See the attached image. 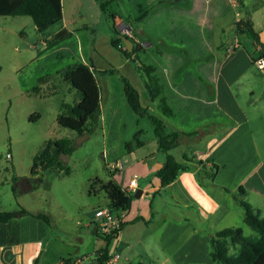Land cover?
<instances>
[{
	"label": "crops",
	"instance_id": "crops-1",
	"mask_svg": "<svg viewBox=\"0 0 264 264\" xmlns=\"http://www.w3.org/2000/svg\"><path fill=\"white\" fill-rule=\"evenodd\" d=\"M125 4L129 7L123 16L111 6L107 9L117 16L120 33L130 30L142 45L134 57L158 91L154 101L133 64L110 45L109 35L97 41L95 32H80L85 29L83 24L68 27L63 6L61 25L41 39L44 47L58 33L66 32L68 37L45 51L39 50L35 59L47 60L54 55L68 63L88 64L91 58L96 70L116 68L129 79L150 114L184 133L180 144L171 151H175L177 160L183 153H192L207 166L211 162L219 166L216 187L200 186L195 171L182 172L162 187L155 173L163 165L164 156L157 150L153 125L148 118L137 117L129 107L118 75L96 74L100 91L96 120L102 121L103 148L112 160L107 164L108 171L122 187L134 178L135 190H141L124 211L123 226L110 242L109 253L119 254L116 264H140L142 259H151L153 264H211L209 236L205 233L223 228L220 224L236 209L222 187L235 190L241 185L247 196L249 182L264 197V162L258 153L255 158L251 124L264 96V71L253 62L259 46L249 35L236 32L230 0H125ZM148 9L150 13L142 22L131 24L130 15ZM239 12L241 18L251 21L264 45V0H243ZM92 37L96 39L94 50ZM143 120L148 124L142 125ZM138 130L147 139L124 153L123 137L132 138ZM191 132L195 134H187ZM32 217L24 215L0 222V264H61L62 258L71 256H64L56 235H45L49 225L39 222V226H32L31 221L37 219ZM89 225L96 257L106 242L94 235V222ZM80 262L77 259L75 264ZM256 263L264 264V252Z\"/></svg>",
	"mask_w": 264,
	"mask_h": 264
},
{
	"label": "rangeland",
	"instance_id": "rangeland-1",
	"mask_svg": "<svg viewBox=\"0 0 264 264\" xmlns=\"http://www.w3.org/2000/svg\"><path fill=\"white\" fill-rule=\"evenodd\" d=\"M100 1L62 0L64 20L68 27H80L83 24L85 29L80 32L89 34L92 30L96 33L97 41L105 34L110 37L113 25L117 28V16L103 13ZM109 5L122 16L129 7H126L125 0H115ZM58 26L51 27L48 32ZM41 37L45 38L46 34L40 35L30 16H0V211L23 208L33 214L45 215L48 222L37 218L31 221L32 226H39V222L48 224L45 235H53V238L57 236L64 256L70 253V257L81 261L79 264H88L95 258L91 243L93 236L90 233L92 227L89 224L95 223L94 213L98 207L108 206L104 192L89 193V183L93 178L107 180V164L112 160L106 156L103 148L101 120H96L88 131L81 134L58 124L57 115L68 113L64 104L73 105L80 96L56 74L58 70L53 72V69H61L76 62L68 63L67 59L54 55L47 60H36V52L46 50ZM40 77L46 78L38 82ZM37 84L38 91H28ZM257 105L256 117L251 122L255 158L258 153L259 159L264 162V96ZM34 114L39 117L30 120L29 117ZM140 123L148 124V121ZM123 139L135 142L127 135ZM137 139L144 140L147 137L141 134ZM49 141L52 149L55 148L54 143H58L69 150L57 154L54 164L45 168L39 166L37 174L31 175L34 157ZM116 173L114 171V175ZM24 179L29 181L32 188L21 192L20 185ZM14 182L17 185L15 192L12 190ZM253 185L247 182L249 192L244 199L262 214L264 197L258 189L255 191ZM235 207L237 210L220 227H241L245 235L253 234V230L243 221V209L238 205ZM158 252L161 254L162 250L158 249ZM150 260L142 259L140 264H153Z\"/></svg>",
	"mask_w": 264,
	"mask_h": 264
},
{
	"label": "trees",
	"instance_id": "trees-1",
	"mask_svg": "<svg viewBox=\"0 0 264 264\" xmlns=\"http://www.w3.org/2000/svg\"><path fill=\"white\" fill-rule=\"evenodd\" d=\"M99 1V0H98ZM109 0L100 1V9L103 13H108L107 9ZM241 4V2H240ZM150 13V10H145L138 15H130L128 19L132 25L142 22ZM30 16L32 21L40 33L44 35L53 26L61 25L62 22V4L61 0H0V16ZM235 30L237 33L249 35L251 39L259 47L257 49V57H264V45L260 41L257 32L253 29L249 19L242 18L235 22ZM91 33L92 30H91ZM110 36V45L124 54L126 59L133 64L140 78L143 81L144 87L151 99L154 101L158 91L153 88L141 66L137 63L134 55L143 47L136 42L133 36H128L120 33L118 28L113 25V31ZM129 38L133 47L127 50L123 44L121 37ZM68 37V33H58L56 37L47 40L44 49L50 48L59 41ZM96 39H91V50L95 49ZM256 58H253V62ZM64 81H66L73 89L79 93V100L71 105L64 104L68 113H60L57 115V122L63 127H67L81 134L83 131H88L96 121V117L100 110V91L96 79V74L108 76L116 74L122 81L123 93L126 101L132 111L139 118L146 117L153 125V132L157 141V150L164 156L163 165L157 170L156 177L160 180L162 187L171 184L182 172L195 171L197 182L200 186L216 187L214 179L217 175L219 166L211 162L207 166L206 162L196 160L194 155L183 153L180 160H177L171 151L177 147L183 139L184 133L174 128L171 124L162 118L150 114L146 107L142 106L139 100L137 90L130 83L129 79L119 72L116 68L108 70H96L90 58V63H72L64 68L56 71ZM48 75H46L47 77ZM46 77H40L38 82L43 81ZM201 79V77H200ZM202 80V79H201ZM39 85L33 86L30 91H38ZM39 117L34 114L29 117L30 120H35ZM142 134L141 130L136 131L132 139L133 141L123 142L124 153H129L135 147L142 145L144 142L137 139ZM190 136L195 132L187 133ZM55 148L52 149V143L49 141L42 151L34 157V161L30 170L31 175H36L38 167H47L57 162L56 155L68 151L64 146L54 143ZM51 151H54L53 155ZM108 179L93 178L89 183V193L104 192L108 199V206L112 212L119 213L126 211L133 199L132 193L128 192L120 185L113 177V172L108 171ZM204 177V178H203ZM207 180V182L205 180ZM32 188L29 181L24 179L21 181L20 191L26 192ZM229 194L234 203L243 209V221L253 230V234L245 235L241 227H223L214 229L212 232L207 231L205 234L209 236L208 247L209 256L215 264H257L256 261L264 252V214L256 211L245 199L246 191L243 186H238L235 190L222 187ZM12 190H17L16 183H12ZM31 215L48 222V218L41 213H30L21 208L18 210L0 211V222L5 223L12 218ZM123 223L119 227L109 233H98L94 229V235L105 240L106 244L103 248L97 251L96 257L91 264H105L111 256L109 253V245L112 239L117 237ZM77 258L67 257L61 259V264H75Z\"/></svg>",
	"mask_w": 264,
	"mask_h": 264
},
{
	"label": "built area",
	"instance_id": "built-area-1",
	"mask_svg": "<svg viewBox=\"0 0 264 264\" xmlns=\"http://www.w3.org/2000/svg\"><path fill=\"white\" fill-rule=\"evenodd\" d=\"M243 0H230V5L236 22L241 18L239 12L240 2ZM123 33L132 36L130 30H123ZM254 65L260 71H264V57H258L254 61ZM136 187V180L134 178L130 179L127 186L124 187L128 192H134ZM94 216L96 221L94 223V228L98 233H109L116 229H119L122 223H124V211L112 212L108 206L99 207L95 210ZM119 259V254L117 252L113 253L105 264H116Z\"/></svg>",
	"mask_w": 264,
	"mask_h": 264
},
{
	"label": "water",
	"instance_id": "water-1",
	"mask_svg": "<svg viewBox=\"0 0 264 264\" xmlns=\"http://www.w3.org/2000/svg\"><path fill=\"white\" fill-rule=\"evenodd\" d=\"M121 40H122V42L125 45V48L127 50H131L132 49L133 43H132V41L129 38L123 36V37H121ZM140 194H141V190L139 188H137L135 190L133 196L134 197H138V196H140Z\"/></svg>",
	"mask_w": 264,
	"mask_h": 264
}]
</instances>
